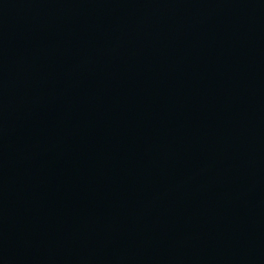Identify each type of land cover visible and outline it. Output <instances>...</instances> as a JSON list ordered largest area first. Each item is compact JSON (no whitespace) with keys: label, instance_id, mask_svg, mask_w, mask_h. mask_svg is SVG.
<instances>
[{"label":"water","instance_id":"95a60500","mask_svg":"<svg viewBox=\"0 0 264 264\" xmlns=\"http://www.w3.org/2000/svg\"><path fill=\"white\" fill-rule=\"evenodd\" d=\"M0 264H264V0H0Z\"/></svg>","mask_w":264,"mask_h":264}]
</instances>
